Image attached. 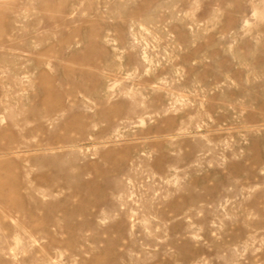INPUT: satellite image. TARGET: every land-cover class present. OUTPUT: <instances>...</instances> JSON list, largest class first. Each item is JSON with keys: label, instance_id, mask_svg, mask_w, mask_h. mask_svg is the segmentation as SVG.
Segmentation results:
<instances>
[{"label": "rangeland", "instance_id": "1", "mask_svg": "<svg viewBox=\"0 0 264 264\" xmlns=\"http://www.w3.org/2000/svg\"><path fill=\"white\" fill-rule=\"evenodd\" d=\"M263 76L264 0H0V264H264Z\"/></svg>", "mask_w": 264, "mask_h": 264}, {"label": "bare ground", "instance_id": "2", "mask_svg": "<svg viewBox=\"0 0 264 264\" xmlns=\"http://www.w3.org/2000/svg\"><path fill=\"white\" fill-rule=\"evenodd\" d=\"M256 72V71H255ZM251 73H253V72H251ZM259 76V75H258ZM264 77V76H263ZM250 97V96H249ZM206 178V177H205ZM207 179V178H206ZM190 213V212H189ZM190 253V252H189ZM193 254V253H192ZM187 255V254H186Z\"/></svg>", "mask_w": 264, "mask_h": 264}]
</instances>
